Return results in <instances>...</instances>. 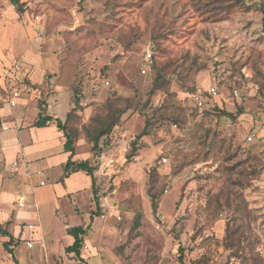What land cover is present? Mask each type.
<instances>
[{"label":"rangeland","instance_id":"rangeland-1","mask_svg":"<svg viewBox=\"0 0 264 264\" xmlns=\"http://www.w3.org/2000/svg\"><path fill=\"white\" fill-rule=\"evenodd\" d=\"M18 2L21 12L0 0V107L17 90L27 107L48 100L65 121L79 75L81 108L65 125L95 166L104 206L90 220V189L70 203L55 197L56 168L18 166L0 182L2 210L12 209L0 223L10 234L0 235V264H193L201 255L199 264H264V0ZM108 103L126 110L93 152L83 127ZM11 118L3 139L17 131ZM18 196L28 215L14 227ZM77 224L86 227L78 257L62 246Z\"/></svg>","mask_w":264,"mask_h":264},{"label":"crops","instance_id":"crops-1","mask_svg":"<svg viewBox=\"0 0 264 264\" xmlns=\"http://www.w3.org/2000/svg\"><path fill=\"white\" fill-rule=\"evenodd\" d=\"M14 91H17V90H14ZM57 93H58V91L56 92L55 96L57 95ZM19 94L20 93L18 92L17 97H15V103L13 105H11L9 102L10 107L6 108V112L3 109H1V107H0V121H1L2 127L4 124H6V122H4V121H6L4 119L5 115H8V116L12 117L11 121L13 123L10 121H7V122H9L10 126H13L14 129L17 130L12 137H8L6 139H3L1 134L3 132L7 131V129L9 127H7L6 129H3L0 127V164L2 167L0 169V182H2L4 175L11 174L10 173L11 170L14 172V176H16V178H17V176L20 175L18 173V170H17L19 167L22 166L24 168V170L26 172H28L32 168V166H31L32 162L40 161V164H39L40 167L35 168L36 172H38L39 169H40V171L46 172L50 169L56 168L55 170H57V172L59 173V175H57L58 178L56 181L60 182L61 184H57L58 193L55 194L56 198L66 197L68 199V201L71 203L74 200L75 195L77 193H79L82 190L87 191L88 189H90L91 193H88V195L92 198V201H93V193L91 190V180H90V177L88 175H86L82 171H76V172H72V173L68 174L67 176L63 177L62 164L67 160V158L69 156V152H65L63 150L62 146H63L64 137H63L62 131L57 129V127L55 126V123L53 121L49 122L46 126H43V127L32 126V123L34 122L38 111H37L35 106L27 107V105H26L27 103H25V101H26L25 97L21 98V96ZM68 96H69V94H68ZM17 98H19V100H17ZM18 102H22L21 107L18 106L19 105ZM13 108H14V110H13ZM47 108H48V114L51 115L52 117H55L56 113L54 112V108L51 105H49L48 100H47ZM25 109H26V111H25ZM27 110L30 111L29 114H28ZM68 111L69 110H67L65 112L64 117H66V114ZM25 114L28 115V117H29V119L27 121H25L23 119V117H25ZM56 118H58V117H56ZM59 119L62 120L61 118H59ZM22 130H26V131L22 132ZM46 131L51 132L52 136H54L55 138L51 137L50 139H46V138H44V136L38 135L41 132L44 133ZM54 139H55V141H54ZM48 141L49 142L52 141V142H50L51 144L54 142L57 143V147H58L57 153L48 152L49 151V145H50V143H48ZM44 152H46V153H44ZM37 153L44 154V155H40V156L35 155ZM20 154H21V156H19ZM31 154H34L35 156L30 157V156H32ZM88 158L89 157H86V156L81 157V154H79L77 145L74 144L73 159L85 160ZM83 175H85L86 177L85 176L83 177ZM16 178H15V180H16ZM81 178H84L83 179L84 184L79 183L78 180L79 179L81 180ZM15 180H11V181L14 182ZM39 183H40V185L44 184V182L42 180ZM0 186H1V183H0ZM1 189L2 188L0 187V196H1V192L3 191ZM18 198H19V196H18ZM17 199H16V201H17ZM16 206L17 207H15L16 209L14 211V220H15V223L13 224V225H15L14 227L18 226V225H16L17 221L22 222V218H24V216L28 215L26 213V211H21V210L19 211V209L17 210L18 207H21L17 203H16ZM102 206H104L103 203H101V207ZM75 208L76 207H74V209ZM94 208H95V205H94ZM2 209H3V207L0 204V223L1 224L5 221L4 219H6L7 212L12 210V209H9V210L3 211ZM92 210H93V208L88 210L89 215H90V211H92ZM11 220L12 219H10L9 221H11ZM31 225L27 224L28 228L31 227ZM77 225H73V226H77ZM79 225H83V224H79ZM73 226H66L65 227L66 234H68L67 229L70 227H73ZM17 231H19V230L17 228H15V231L13 232V234L15 235ZM69 235L70 234H68V236H66L67 240H65L66 241L65 244L63 243V245H62L64 249L67 246L71 245L73 240H74L73 236H71V235L69 236ZM36 241L39 242L40 247H42V248L44 247V243H43L42 238L37 239ZM31 247L27 246V248H31ZM68 254L71 255L74 253H68Z\"/></svg>","mask_w":264,"mask_h":264},{"label":"trees","instance_id":"trees-1","mask_svg":"<svg viewBox=\"0 0 264 264\" xmlns=\"http://www.w3.org/2000/svg\"><path fill=\"white\" fill-rule=\"evenodd\" d=\"M11 4L16 6V9L18 12H21V8L18 5V0H10ZM158 79H154L153 86L150 89V92H154V90L157 88L158 85ZM80 78L79 75L76 76L73 84L71 85L72 95L69 98V102L71 103L70 109L66 114L65 121L72 115L75 110L81 108V103L83 100V96L81 93V87H80ZM39 106V112L37 113V116L32 123V126L34 127H43L46 126L49 122L53 121L55 123V126L58 130L62 131L64 141H63V150L65 152H69V156L67 160L62 164L63 168V177L67 176L68 174L76 171H82L86 175L90 177L91 180V190L93 193V201L95 208L90 211V220H92V217L95 215H100L101 211V203H100V196L98 194V189L95 185V166L92 165L89 161V159L85 160H75L73 159L74 155V140L73 135L70 130L67 129L65 125V121H61L59 118L52 117L48 114V108L47 104L44 101H41ZM106 112L103 116L100 118L91 117L89 122L84 125L83 132L85 134V138L87 142L91 145V151L98 152L106 141V138L111 134V132L114 130L115 126L118 124V121L121 117V115L125 112V109H120L112 105L111 103H108L106 105ZM225 114V113H223ZM231 115V113H228ZM154 120L152 115H148L145 120V124L143 129L134 137V139L130 143V151L126 156V159H129L130 157H133L135 155V150L137 148L136 142L139 140L143 135L147 133L148 124L151 123ZM157 208V203L155 202V198L152 200V211L155 213ZM10 221H7V224H9ZM135 225L139 224L138 219L136 218L134 221ZM67 233L73 236V242L71 245L67 246L65 248V251L67 253H74L75 256L80 255V249L82 247L83 243V235L86 233V227L83 225H77L73 226L67 229ZM0 235H6L9 236L10 234L8 231L3 228L0 225ZM7 245V243H5ZM200 260H205V257L201 255L199 259L195 260L193 264H199ZM203 263V262H202ZM201 263V264H202ZM14 264H18L16 261Z\"/></svg>","mask_w":264,"mask_h":264},{"label":"built area","instance_id":"built-area-1","mask_svg":"<svg viewBox=\"0 0 264 264\" xmlns=\"http://www.w3.org/2000/svg\"><path fill=\"white\" fill-rule=\"evenodd\" d=\"M149 58H150V52L147 51L146 54H145V58H144V59H145L146 61H148ZM142 72H145V69H144V68L142 69ZM211 92H214V90L211 89ZM17 95H18V91H13V92H12V98L9 100V102H10L11 105H13V104L15 103V97H17ZM195 99L198 100L199 97H198V96H195ZM199 104H201V101L199 102ZM2 128H3V129H6L7 126L3 125ZM250 138H251V137L248 136V139H250ZM23 200H24V197H23V196H19V198L17 199V204H18L19 206H21V205L23 204ZM41 245H42V244H41ZM27 246H28V247H31V246H32V243H31V242H27Z\"/></svg>","mask_w":264,"mask_h":264}]
</instances>
